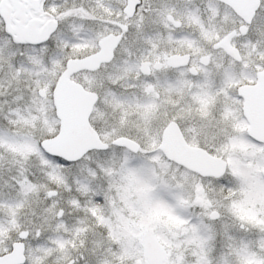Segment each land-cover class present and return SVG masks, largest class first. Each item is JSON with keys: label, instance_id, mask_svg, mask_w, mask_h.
<instances>
[{"label": "snow or ice", "instance_id": "obj_1", "mask_svg": "<svg viewBox=\"0 0 264 264\" xmlns=\"http://www.w3.org/2000/svg\"><path fill=\"white\" fill-rule=\"evenodd\" d=\"M0 264H264V0H0Z\"/></svg>", "mask_w": 264, "mask_h": 264}]
</instances>
